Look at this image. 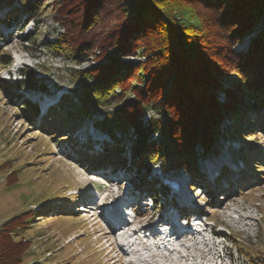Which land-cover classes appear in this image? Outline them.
I'll list each match as a JSON object with an SVG mask.
<instances>
[{"label": "rangeland", "instance_id": "rangeland-1", "mask_svg": "<svg viewBox=\"0 0 264 264\" xmlns=\"http://www.w3.org/2000/svg\"><path fill=\"white\" fill-rule=\"evenodd\" d=\"M13 8L19 9L16 1L0 5V54L9 60L4 63L0 58V226L21 212L31 211L37 216L32 220V228L21 234V239L29 246L23 264H254L256 260L250 258L251 254L263 257L256 264H264V162L251 166L256 160L250 159V156L257 159L260 153H264V132L260 127L256 126L252 132L244 130L240 137L237 135L229 140L227 128L236 122L233 118L225 119L222 123L224 133L213 147L215 153L203 157L200 146H194L196 156L193 163L206 176L194 179L186 170L172 168L168 173L162 172L164 177L158 176L160 163L148 162L146 167L135 169L129 154L133 135L123 136L116 132L111 136L97 129L95 121L105 116V109L92 112L75 130L57 134L52 127L57 126L55 117L44 120L43 113L50 108L44 104L54 105L60 95L74 97L79 85L75 71L87 70L96 62L89 55L71 58L63 51H59V55L50 49L48 44L55 43L57 35L63 33L50 12V6H43V12L34 13L32 17L19 9L16 21L8 19ZM263 27L264 14L251 31L242 36V44L234 49H242ZM27 36L29 38H25ZM130 59L139 60L135 56ZM23 71L31 74L33 80H40L41 84L36 82V86L43 85L44 90L37 87L25 89L23 84H17L15 86L19 88L11 91V95L7 94L2 88L6 86L4 84L26 81L28 77ZM220 97L223 99L222 94ZM38 98H43V111L36 117H26L25 111L20 110L23 101ZM149 115L146 112L142 120L148 119ZM50 120L52 123L48 122ZM250 125L248 122L246 127ZM53 133L57 136H52ZM81 135H86L90 142L101 144L102 148L120 140L125 151L123 166L112 172L111 168L108 169L114 167L111 164L93 172L84 163V158L78 156L80 146L77 141L82 139ZM246 150L248 161L238 165L245 179L239 182L242 184L239 188L230 168L236 167L232 160L239 155L243 158ZM120 156L123 158L124 155ZM103 171H111L112 175L104 176ZM219 171L229 173L230 180H223L219 185L229 191L228 198L218 197L219 201H216L214 195L207 193H210L209 188L215 179L210 176ZM140 173H145L148 180H159L157 186H163L161 178L176 177L175 182L181 183V189L173 197H179L183 202L188 199L177 205L184 206L182 214H189L188 208L192 209L189 222L192 231L182 227L185 236L177 237L173 233L180 231L179 227L185 222L182 218L176 219L179 216H173L174 211L166 206L162 194L158 197L161 200L158 211L153 209L154 201L145 198L139 211L125 216V231L120 229L114 233L107 228L97 215L96 203L105 198L107 203L113 202L112 206L120 204L122 212L128 213L124 203H114L115 197L121 198L128 191L139 196L141 192L136 187L141 181L136 177ZM166 198L170 199L171 194ZM177 198L173 201L177 202ZM88 202L90 209L86 205ZM164 215L177 226V231L172 230L171 225L161 226L164 218L160 221L159 217ZM154 224L161 226L159 230L164 232L161 233L163 238L152 235L150 228ZM117 235L125 242L121 247L125 250L123 259V253L115 245ZM137 235L141 238L138 239ZM163 241L167 246L159 244V247L157 243Z\"/></svg>", "mask_w": 264, "mask_h": 264}, {"label": "trees", "instance_id": "trees-1", "mask_svg": "<svg viewBox=\"0 0 264 264\" xmlns=\"http://www.w3.org/2000/svg\"><path fill=\"white\" fill-rule=\"evenodd\" d=\"M14 1L30 17L50 6L63 30L50 49L71 58L89 55L96 62L75 71L79 87L73 96L79 104L65 96L58 111L51 108L44 117H55L57 134L75 130L92 112L105 109L97 126L111 136L133 135L129 150L135 169L158 162L167 170L195 172L194 146L204 155L212 151L225 119L237 124L230 123L228 132L240 135L256 126L264 132V27L242 49H234L264 14V0H0V5ZM8 19L18 20V9ZM0 58L9 61L3 54ZM26 75V81L2 88L11 95L17 84L25 89L41 84ZM23 102L20 110L33 117L35 106ZM146 112L150 116L143 121ZM248 122L252 125L246 127ZM115 142L109 154L92 157L79 150L78 156L88 166L123 165L116 158L123 145ZM259 155L251 166L264 162V153ZM137 176L156 200L145 173ZM35 218L25 211L0 226V264L25 262L29 246L21 234Z\"/></svg>", "mask_w": 264, "mask_h": 264}, {"label": "bare ground", "instance_id": "bare-ground-1", "mask_svg": "<svg viewBox=\"0 0 264 264\" xmlns=\"http://www.w3.org/2000/svg\"><path fill=\"white\" fill-rule=\"evenodd\" d=\"M225 179H228V180H229V179H230V177H228V178L226 177ZM216 180H220V179H219V177H216ZM178 198H179V197H178ZM179 199H180V198H179ZM115 211H116V210H115ZM178 211H179V210H178ZM181 213H182V212H181V211H179V214H181ZM118 220H119L118 224L120 225V224L122 223V221H123V218H122V216H121V215H119V218H118ZM176 228H177V227H176L175 225H174V226H172V230H174V229L176 230ZM107 236H108V235H107ZM109 236H110V235H109ZM137 237L139 238L140 236H139V235H137ZM104 238H107V237H105V236H104ZM110 240H111V239H110ZM119 240H120V241H123L124 239H122V237H120V239H119ZM124 243H125V242H124Z\"/></svg>", "mask_w": 264, "mask_h": 264}]
</instances>
